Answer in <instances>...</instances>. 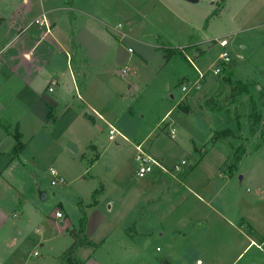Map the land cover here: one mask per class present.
Wrapping results in <instances>:
<instances>
[{
  "label": "rangeland",
  "instance_id": "1",
  "mask_svg": "<svg viewBox=\"0 0 264 264\" xmlns=\"http://www.w3.org/2000/svg\"><path fill=\"white\" fill-rule=\"evenodd\" d=\"M113 7L118 13L111 14V26L120 24L117 29L128 37L115 41L121 71L110 75L113 93H104L102 102L113 105L115 114L108 119L123 138L109 142L107 125L77 118L75 108L57 113L58 129L70 121L74 130L54 139L55 145L52 141L54 158L39 151L26 165L27 195L39 199L37 210L45 218L35 220L26 210L18 215L21 223L16 227L26 242L13 264H59L72 243L69 231L79 229L81 221L84 234L98 243L91 251L100 264H145L113 251L117 241L132 239L142 243L148 264H159L164 251L156 248L164 250L178 230L186 240L179 249L186 251L212 221L206 217L209 206L241 213L264 234V0H117ZM216 38L229 42L231 62L224 67L212 42ZM195 45L199 48L185 50L184 59L165 60L166 49ZM125 68L129 72L123 75ZM210 68L222 70L205 73ZM235 82L246 85L247 93L233 96ZM43 139L39 134L27 152L35 155L34 145ZM137 145L162 158L168 169L186 162L172 173L183 185L176 189L173 181L161 191L146 187L158 169L137 177ZM62 148L65 161H54ZM51 169L57 172L55 178ZM38 191L47 199L41 201ZM56 211L62 219L55 218ZM41 236L53 239L40 247ZM32 250L39 256L33 257Z\"/></svg>",
  "mask_w": 264,
  "mask_h": 264
},
{
  "label": "crops",
  "instance_id": "2",
  "mask_svg": "<svg viewBox=\"0 0 264 264\" xmlns=\"http://www.w3.org/2000/svg\"><path fill=\"white\" fill-rule=\"evenodd\" d=\"M116 1L0 0V264H13L26 242L21 237L22 230L16 227L21 223L19 219L16 221L18 215L26 210L35 220L45 218V214L37 210L35 201L39 199L31 193L27 195L23 181L26 165L35 161L39 151L54 158L52 141L73 132L70 121L58 129L57 113L75 108L77 118L90 117L94 122L99 119L107 127L113 126L108 119L115 114L113 105L105 106L106 102L102 101L104 93H113L110 75L121 71L117 70L118 44L115 41L120 43L128 37L119 32L118 26V29L111 26V14L114 10L118 13L116 8H111ZM42 14L49 31L32 24ZM194 47L199 48L198 45L188 48L193 51ZM107 110L111 111L106 113ZM39 134H43L44 139L34 142L37 152L33 155L27 150ZM65 151L62 148L54 161H65ZM152 157L165 165L162 158ZM157 169L146 187L161 191L163 187L168 189L173 181L176 189L183 185L172 174ZM9 213H13L12 216ZM206 214L212 221L198 232L186 251L179 249L180 242L186 241L182 238L184 232L179 230H176L179 232L176 238L166 242L164 250L156 248V252L164 251L159 264H187L188 260L196 264H235L252 251L254 253L243 264H264V234L247 223L241 213L237 215L233 210L209 206ZM52 239L41 236L37 243L41 247ZM141 244L134 239L117 241L113 251L148 264V255L143 253ZM91 248L79 250L78 260L83 264H100L93 258ZM34 251L31 255L38 257L39 254L33 255ZM87 252L92 256H85ZM59 264H66L62 256Z\"/></svg>",
  "mask_w": 264,
  "mask_h": 264
},
{
  "label": "built area",
  "instance_id": "3",
  "mask_svg": "<svg viewBox=\"0 0 264 264\" xmlns=\"http://www.w3.org/2000/svg\"><path fill=\"white\" fill-rule=\"evenodd\" d=\"M32 24H35V25H39V26H44L48 31H49V28H48V24L46 22V19H45V16L42 14L40 16V18L38 19H35L33 21ZM118 27H121V25L119 24ZM219 49H220V54H219V59L221 60V67H224L226 65H228L230 62H231V57H230V53L228 51V40L225 39V38H219V39H214L212 41ZM128 52L129 53H132V49H128ZM221 68H215V69H208L206 72L210 71L213 75H217L219 72H221ZM127 72H129V68H125L122 70V73L123 74H127ZM198 74L199 76L202 78L203 77V73L202 72H199L198 71ZM183 91H185V87L182 88ZM49 91L51 92L52 91V88H49ZM120 137V138H123L121 136V134L113 127V126H109L108 127V132H107V138H108V141L109 142H112V143H117V138ZM170 137L172 139L175 138V131L174 129L171 130L170 132ZM135 150H136V162H137V177L138 178H145L147 175L151 174L154 167L156 168H159L162 172L166 173V174H172V173H177L180 171V169L183 167V166H186V162L184 161H181L180 164H176L172 167V169H168L166 168L160 161H158L157 159H155L154 157H152L151 155H149L145 149H143V147L141 145H137L135 147ZM50 173L52 175L53 178H55L57 176V172L53 169L50 170ZM51 185H55V182L52 181L51 182ZM55 218L57 219H62L63 218V215L56 211L55 212ZM33 255L36 256L37 255V252L34 251L33 252Z\"/></svg>",
  "mask_w": 264,
  "mask_h": 264
},
{
  "label": "trees",
  "instance_id": "4",
  "mask_svg": "<svg viewBox=\"0 0 264 264\" xmlns=\"http://www.w3.org/2000/svg\"><path fill=\"white\" fill-rule=\"evenodd\" d=\"M226 0H221V4H224ZM189 50V48H184V49H166L164 57L165 60H169L172 57L179 56L181 58L184 57V51ZM248 89L246 85H243L240 82H235V86L232 90V95L236 96L241 93H247ZM178 109L180 111L188 114L190 112L189 107H182L181 105H178ZM257 121V120H255ZM94 197V194H93ZM95 201L93 202V204ZM83 221H81V225L79 229L73 228L69 231V235L72 239V244L64 251L62 257L66 264H83L81 261L78 260L77 258V253L81 249H86V248H91L95 246L84 234L83 232Z\"/></svg>",
  "mask_w": 264,
  "mask_h": 264
},
{
  "label": "water",
  "instance_id": "5",
  "mask_svg": "<svg viewBox=\"0 0 264 264\" xmlns=\"http://www.w3.org/2000/svg\"><path fill=\"white\" fill-rule=\"evenodd\" d=\"M189 3H197L198 0H187ZM241 180V177L239 178ZM39 197L40 199H45V193L44 192H39Z\"/></svg>",
  "mask_w": 264,
  "mask_h": 264
}]
</instances>
